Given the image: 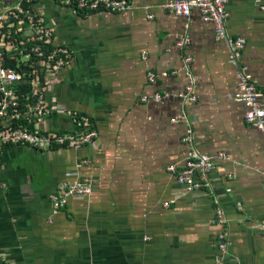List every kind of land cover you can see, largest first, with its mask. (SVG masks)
I'll return each mask as SVG.
<instances>
[{
	"label": "crops",
	"instance_id": "obj_1",
	"mask_svg": "<svg viewBox=\"0 0 264 264\" xmlns=\"http://www.w3.org/2000/svg\"><path fill=\"white\" fill-rule=\"evenodd\" d=\"M19 1L0 0V13ZM131 1L129 12L87 14L64 0L23 1L71 51L50 93L67 111L89 116L98 139L77 151H0V264H264L257 229L264 223V135L234 100L225 44L197 11L187 20L160 7L169 0ZM262 6L230 0L226 9L227 31L246 41L242 61L264 104ZM182 38L184 50L176 47ZM185 54L196 77L197 101L186 107L195 149L228 158L210 170L211 189L190 192L167 171L182 168L187 152L183 125L170 123L181 111ZM149 73L157 75L153 83ZM156 93L169 97L142 100ZM40 130L69 134L73 123L52 112ZM78 175L92 179L93 192L55 211L53 195ZM223 230L226 253L218 249Z\"/></svg>",
	"mask_w": 264,
	"mask_h": 264
},
{
	"label": "built area",
	"instance_id": "obj_2",
	"mask_svg": "<svg viewBox=\"0 0 264 264\" xmlns=\"http://www.w3.org/2000/svg\"><path fill=\"white\" fill-rule=\"evenodd\" d=\"M23 1L20 0L14 7L0 13V151L20 146L39 152L63 149L77 151L84 147H95L98 131L91 118L67 111L50 93V79L57 78L58 72L68 66L71 51L57 43L55 31L46 21L24 8ZM229 1L169 0L160 7L187 20L193 11H197L203 22L211 23L216 40L223 42L227 48L228 64L235 69L237 92L234 100L245 108L243 116L246 123L264 135L262 92L250 73V67L242 61L246 41L241 37L230 36L227 31L229 13L226 5ZM64 4L86 14L103 10L129 12L134 8L131 0H64ZM261 8L264 10V6ZM144 10L147 11L148 7H144ZM147 17L152 19L153 15L148 14ZM188 43L187 38H182L177 41L176 47L184 50ZM182 64L187 83L179 95L181 111L170 123L183 125L181 142L187 147V152L182 168L170 166L167 171L174 175L184 191L211 189L210 170L215 162L226 161L228 158L223 153L216 156L202 155L195 149L193 123L186 107L197 101L196 77L190 56L183 55ZM156 78V74H148L150 83ZM168 97V94L156 93L142 100L159 102ZM52 112L69 118L73 123V132L41 131L40 125ZM92 192V179L78 175L76 180L62 183L53 195L54 210L64 209L73 197H88ZM216 220L221 227L227 223L220 209L216 212ZM257 229L264 234V223L260 222ZM218 242L219 251L226 253L229 243L225 230L219 235Z\"/></svg>",
	"mask_w": 264,
	"mask_h": 264
},
{
	"label": "trees",
	"instance_id": "obj_3",
	"mask_svg": "<svg viewBox=\"0 0 264 264\" xmlns=\"http://www.w3.org/2000/svg\"><path fill=\"white\" fill-rule=\"evenodd\" d=\"M23 7L26 9L29 8L28 5L26 4V2L23 3Z\"/></svg>",
	"mask_w": 264,
	"mask_h": 264
}]
</instances>
